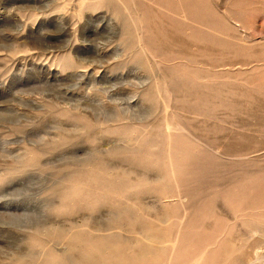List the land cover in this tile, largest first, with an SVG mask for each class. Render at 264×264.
Listing matches in <instances>:
<instances>
[{
	"label": "rangeland",
	"instance_id": "obj_1",
	"mask_svg": "<svg viewBox=\"0 0 264 264\" xmlns=\"http://www.w3.org/2000/svg\"><path fill=\"white\" fill-rule=\"evenodd\" d=\"M0 264H264V0H0Z\"/></svg>",
	"mask_w": 264,
	"mask_h": 264
}]
</instances>
